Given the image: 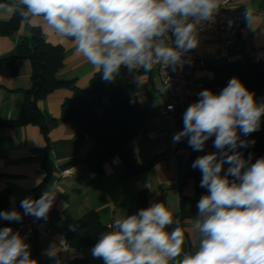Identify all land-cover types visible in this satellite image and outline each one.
<instances>
[{
	"label": "clouds",
	"instance_id": "obj_1",
	"mask_svg": "<svg viewBox=\"0 0 264 264\" xmlns=\"http://www.w3.org/2000/svg\"><path fill=\"white\" fill-rule=\"evenodd\" d=\"M220 7L221 0H18L6 10L19 11L29 23L41 18L50 33L71 38L75 52L112 81L121 68L181 65L183 54L198 45L200 24L212 21ZM244 15L251 24L252 9ZM199 96L184 112V128L173 140L188 137L189 146L202 151L214 136L218 152L192 164L202 173L200 186L207 194L197 204V249L183 254L178 264H264V157L253 163L236 151L248 144L238 131L258 130L264 104L237 77L219 94L204 89ZM225 164L229 167L221 175ZM55 195L53 189L39 199L25 198L21 208L26 215L46 217ZM0 219L19 221L21 214L6 210ZM109 227L91 250L104 264H169L182 254L184 231L162 202L117 218ZM29 247L10 226L0 229V264H37Z\"/></svg>",
	"mask_w": 264,
	"mask_h": 264
},
{
	"label": "crops",
	"instance_id": "obj_2",
	"mask_svg": "<svg viewBox=\"0 0 264 264\" xmlns=\"http://www.w3.org/2000/svg\"><path fill=\"white\" fill-rule=\"evenodd\" d=\"M8 7L11 6L0 8V21L11 18L12 12L6 10ZM246 8L252 9L253 20L251 24L245 22L241 36L234 43L233 52L258 53L264 60V0H231L220 7L242 14H245ZM29 25L40 29L46 43L63 48L64 65L57 78L72 81L78 89H87L90 80L99 72L75 52L72 39L50 33L41 18H36ZM25 37L27 33L23 25L13 36L0 35V59L14 55L17 45ZM218 52L217 42H207L199 48L201 55L217 57ZM217 63L220 62L213 61L209 65ZM30 75L28 60L17 63L15 76L10 75L6 65H0V194L9 192L5 211L14 209L22 218L24 209L21 208V201L28 198L30 190L42 183L44 169L49 170V179L41 189L39 198L48 190L54 189L56 193L46 215L50 235L45 239L23 236L17 228L21 219H0V229L10 226L14 233L19 232L29 244L31 258L37 264H70L76 258H83L88 264H104L102 259L93 257L92 248L69 249L63 236L65 228L90 211L95 212L101 223L108 227L115 219L127 216L128 210L137 205L139 192L147 190L152 195L148 206L164 203L173 212L185 234L181 256L169 264H178L183 254L195 252L198 242L194 223L199 202L196 189H203L200 186L202 173L197 169L196 179L187 175L190 153L183 139L178 142L173 140L174 135L182 131L180 126L176 123L170 127L159 115L163 104L167 102V95L163 88L162 93L156 90L154 73H141L134 86L125 83L121 70L112 80L126 95H135L139 106L151 113L146 133L132 140L125 149L129 158L138 165L146 166L153 158L159 159L147 171L136 176L126 175V168L118 156L104 163L101 174L88 171L79 163L65 167L74 160L82 159L93 146L92 140L73 124L59 122L49 131L47 153V143L37 126L14 128L4 125L18 118L22 92L31 86ZM210 78L211 73L207 69L197 76V80L209 81ZM72 97L71 90L60 88L39 101L37 108L59 119L62 103ZM202 155L201 152L197 153L198 157Z\"/></svg>",
	"mask_w": 264,
	"mask_h": 264
},
{
	"label": "trees",
	"instance_id": "obj_3",
	"mask_svg": "<svg viewBox=\"0 0 264 264\" xmlns=\"http://www.w3.org/2000/svg\"><path fill=\"white\" fill-rule=\"evenodd\" d=\"M18 0H0V5L14 7ZM27 33L24 41L17 45L15 54L0 59V65H6L11 76L17 74V63L28 60L31 65L30 82L28 90L22 92V104L19 116L14 121L4 123L8 127H22L26 125L37 126L47 143L45 153L48 151V134L59 122L70 123L80 129L88 136L93 146L86 155L79 160H74L65 165L79 163L88 171L96 174L103 172V165L112 157L118 156L126 168V175L136 176L147 171L159 157L153 158L146 166L134 163L126 152V146L134 139L146 133L147 122L151 113L146 108L139 106L135 95H126L121 87L115 86L112 81H105L102 73H97L90 80L87 89H78L72 81L59 80L57 74L63 68L65 53L61 46H53L43 38L39 28L32 27L19 14L12 12L8 21H0V35L13 36L21 26ZM237 58L231 64L217 63L207 65L206 69L211 73L209 81L203 83V90L210 89L214 94H219L227 86L231 78L237 77L254 93L258 104H264V61L255 62L247 53H235ZM67 88L73 92V97L65 100L60 107L59 119L53 118L37 108V103L50 96L55 90ZM200 96L193 103L198 102ZM181 130L184 128L183 118L177 120ZM240 139L248 141L247 146L238 147L236 151L243 154L250 162L264 157V116H261L258 130L243 135L239 133ZM215 137H210L202 151H194L188 144V137L183 138V143L189 151L188 177L196 179V171L192 167L198 158L197 153L203 155L218 152L213 146ZM45 164V160L43 161ZM45 170L42 183L28 192V198L38 199L41 189L49 179L50 172ZM230 180L235 178L229 177ZM198 199L207 194V189H196ZM8 191L0 194V212L5 211L8 202ZM151 192L143 190L138 194V203L128 210L127 215L135 214L140 209L148 207ZM176 224L169 227V231ZM109 231L99 220L98 215L87 212L75 223L67 226L64 230L66 246L71 250L93 248L100 236ZM70 264H88L83 258H76Z\"/></svg>",
	"mask_w": 264,
	"mask_h": 264
},
{
	"label": "built area",
	"instance_id": "obj_4",
	"mask_svg": "<svg viewBox=\"0 0 264 264\" xmlns=\"http://www.w3.org/2000/svg\"><path fill=\"white\" fill-rule=\"evenodd\" d=\"M230 1L221 0V6ZM245 22L244 14L219 9L212 21H204L200 24L198 45L183 54L181 65L165 68L157 64L149 71L143 69L130 71L127 68H121L125 83L128 86H134L141 73L153 72L167 95V102L163 104L159 115L171 127L177 123V120L183 118L186 109L203 91V84L197 81L198 74L213 61L231 64L237 58L233 53V46L237 38L241 36ZM207 42H217L219 48L217 57L199 53L201 45ZM247 56L255 62L264 61L258 53L249 52ZM109 226L107 228L111 230ZM17 228L23 236L45 239L50 235L47 217L37 218L26 215L24 211Z\"/></svg>",
	"mask_w": 264,
	"mask_h": 264
},
{
	"label": "rangeland",
	"instance_id": "obj_5",
	"mask_svg": "<svg viewBox=\"0 0 264 264\" xmlns=\"http://www.w3.org/2000/svg\"><path fill=\"white\" fill-rule=\"evenodd\" d=\"M208 71V70H207ZM209 72V71H208ZM156 78V77H155ZM153 78V83H154V86H155V88H156V90H158L159 92H163V89H162V87H161V84H160V82H159V80L156 78ZM124 81H125V79H124ZM198 82H201V83H205V82H207L208 80H206V79H198L197 80ZM229 167V165L228 164H225L224 165V169H223V171H222V173H221V175H224L225 174V172L227 171V168ZM197 177H198V175H197Z\"/></svg>",
	"mask_w": 264,
	"mask_h": 264
}]
</instances>
